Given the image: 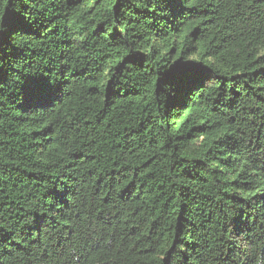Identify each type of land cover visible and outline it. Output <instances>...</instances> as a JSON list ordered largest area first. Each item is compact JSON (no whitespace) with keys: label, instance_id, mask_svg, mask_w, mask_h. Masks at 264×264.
Instances as JSON below:
<instances>
[{"label":"trees","instance_id":"trees-1","mask_svg":"<svg viewBox=\"0 0 264 264\" xmlns=\"http://www.w3.org/2000/svg\"><path fill=\"white\" fill-rule=\"evenodd\" d=\"M0 264H264V0H0Z\"/></svg>","mask_w":264,"mask_h":264}]
</instances>
